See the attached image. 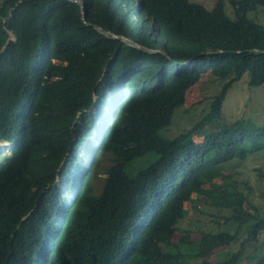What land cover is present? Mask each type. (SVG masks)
<instances>
[{"label":"trees","instance_id":"trees-1","mask_svg":"<svg viewBox=\"0 0 264 264\" xmlns=\"http://www.w3.org/2000/svg\"><path fill=\"white\" fill-rule=\"evenodd\" d=\"M79 1L89 26L68 0L0 4V145L11 146L0 153V264H177L173 235L202 204L245 227L240 248L256 242L264 215L226 173L264 157V122L220 118L242 77L264 85V54L250 52L264 50V25L249 17L264 0H227L231 14L224 0L210 10L190 0ZM206 72L220 86L209 111L186 133L161 138ZM149 153L158 159L127 177L128 163ZM101 159L108 164L95 192ZM237 236L201 232L180 264ZM239 250L224 264L242 262ZM243 261L264 264V242Z\"/></svg>","mask_w":264,"mask_h":264},{"label":"rangeland","instance_id":"rangeland-1","mask_svg":"<svg viewBox=\"0 0 264 264\" xmlns=\"http://www.w3.org/2000/svg\"><path fill=\"white\" fill-rule=\"evenodd\" d=\"M4 0H0V4ZM193 3L200 4L204 8L210 10L213 8L214 3L217 0H190ZM226 13L231 14V8L227 0L223 1ZM250 18L256 22L264 25V9L258 10L255 14H250ZM247 77L244 76L226 93L225 100L221 108V121L225 124H229L235 120H250L254 123L260 124L264 122V85L258 88H250L246 81ZM220 90L219 82L211 77L209 72L203 73L200 79L194 84L185 95L184 105L176 109L173 113L171 123L168 127L159 132V136L163 139L171 140L176 136L186 133L196 126L203 116L209 111V105L211 98L216 95ZM104 110V107L102 108ZM95 120L93 124L97 123ZM92 124V125H93ZM200 135V134H199ZM195 141L200 142L201 136H196ZM84 148V145L81 146ZM11 146L3 144L0 146V153L7 154L10 152ZM82 155V154H81ZM83 156V155H82ZM85 159V157H83ZM106 159V158H105ZM158 159V155L155 153L146 154L138 159H135L128 163L125 168V174L129 178H134L139 171L144 170L149 165L153 164ZM86 160V159H85ZM100 163V164H99ZM85 168L88 167V163L85 161L82 163ZM108 164L107 161L101 159L98 162L100 167L97 168V179L94 181V190L98 192L102 186V179L104 178V169ZM227 175L232 180L239 182V189L249 194V203L253 206L259 216L264 215V157L255 156L251 157L247 161L233 162L229 167ZM241 183H245L241 185ZM58 192L63 193V184L56 183ZM67 198V197H66ZM196 212L195 210H187V214L184 219L179 223L176 232L173 235L172 250L175 261L180 264L178 259L179 252L190 253V246L187 243H193L198 239L201 232L213 233H237V239L228 246L215 250L204 259H199L197 264L201 261L211 264H224L232 260L233 254L239 250L241 242L246 238L245 227L238 229V222L224 223L222 216H225V211L213 206L209 207L203 204ZM190 232L191 236L186 237V233ZM256 242H246L240 248V255L236 264H247L243 260L248 253L256 252L259 250V246L264 242V228L256 234ZM254 258V257H252ZM195 264V263H194Z\"/></svg>","mask_w":264,"mask_h":264},{"label":"water","instance_id":"water-1","mask_svg":"<svg viewBox=\"0 0 264 264\" xmlns=\"http://www.w3.org/2000/svg\"><path fill=\"white\" fill-rule=\"evenodd\" d=\"M70 2H73L75 4H77L80 8V11H81V15H82V22L84 25L86 26H89V24L86 23V14H85V6L84 4L79 1V0H68ZM95 30H97L100 34H103L104 36H106L107 38H110V39H118L122 42H124L125 44H127L128 46H131V47H134L136 49H139V50H142V51H145V52H148V53H157L159 51H153V50H148V49H145L141 46H139L138 44L132 42L131 40H127L125 38H122L120 36H116V35H113L111 33H108V32H104L102 29L98 28V27H94ZM251 53L253 54H257V55H262L264 54V50H252L250 51ZM222 53L221 51H217V52H212V53H207V54H220ZM236 53H239V52H236ZM183 65H187L188 63H182Z\"/></svg>","mask_w":264,"mask_h":264},{"label":"clouds","instance_id":"clouds-1","mask_svg":"<svg viewBox=\"0 0 264 264\" xmlns=\"http://www.w3.org/2000/svg\"><path fill=\"white\" fill-rule=\"evenodd\" d=\"M3 144H6L7 146H10V144H8V143H3ZM3 144H1V145H3ZM1 145H0V146H1Z\"/></svg>","mask_w":264,"mask_h":264}]
</instances>
